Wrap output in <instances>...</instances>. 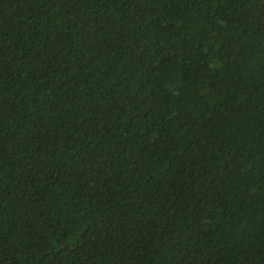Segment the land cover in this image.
I'll use <instances>...</instances> for the list:
<instances>
[{
  "label": "trees",
  "instance_id": "16d2710c",
  "mask_svg": "<svg viewBox=\"0 0 264 264\" xmlns=\"http://www.w3.org/2000/svg\"><path fill=\"white\" fill-rule=\"evenodd\" d=\"M0 264H264V0H0Z\"/></svg>",
  "mask_w": 264,
  "mask_h": 264
}]
</instances>
